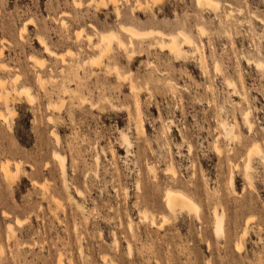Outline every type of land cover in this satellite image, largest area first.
<instances>
[{
	"label": "rangeland",
	"instance_id": "obj_1",
	"mask_svg": "<svg viewBox=\"0 0 264 264\" xmlns=\"http://www.w3.org/2000/svg\"><path fill=\"white\" fill-rule=\"evenodd\" d=\"M214 2L0 0V264H264V0Z\"/></svg>",
	"mask_w": 264,
	"mask_h": 264
},
{
	"label": "bare ground",
	"instance_id": "obj_2",
	"mask_svg": "<svg viewBox=\"0 0 264 264\" xmlns=\"http://www.w3.org/2000/svg\"><path fill=\"white\" fill-rule=\"evenodd\" d=\"M197 2H200V3H203V4H206V5H208V6H212V5H215V4H217L218 5V3L216 2H214V0H197ZM202 5V4H201ZM117 13V12H116ZM126 27H124L123 29H125ZM126 30V29H125ZM132 34H137V33H139V32H137V31H135V30H133V29H128ZM128 30H127V32H128ZM157 32V31H156ZM112 33H114V32H112ZM150 33V32H149ZM170 33V32H169ZM169 33H167L168 34V36L170 35ZM172 33V32H171ZM176 33V32H175ZM115 34V33H114ZM131 34V35H132ZM142 35H144L143 33H141ZM153 34H154V32H153ZM79 35V34H78ZM106 35V34H105ZM139 35V34H138ZM162 35V34H161ZM172 35H175L174 34V32L172 33ZM186 35V34H185ZM80 36V35H79ZM103 36H104V33H103ZM103 36H101V39L103 38L104 39V37ZM136 36V35H135ZM182 36V35H181ZM189 36V35H188ZM170 37V36H169ZM184 38H185V40L187 39V41L190 39V38H188L187 36H183ZM191 37V36H190ZM89 38V37H88ZM161 38V37H160ZM107 40V39H106ZM104 41V40H103ZM158 41H160V40H158ZM163 41H164V39H163ZM191 41V40H190ZM106 42V41H105ZM109 42V41H108ZM99 43V42H98ZM121 43V42H120ZM165 43V42H164ZM189 43V42H188ZM169 44H171V47L169 46ZM169 44L167 45L168 47H169V50H170V48H173V52H175L176 53V56H177V54H178V52H176L177 51V49H176V46H175V36H173L172 37V41H171V43L169 42ZM178 44V43H177ZM187 44V43H186ZM166 45V44H165ZM106 46V45H105ZM163 47V46H162ZM167 47V48H168ZM181 47V46H180ZM104 48V47H103ZM101 49V48H100ZM180 49V48H179ZM106 50V49H105ZM104 50V51H105ZM104 51H102V52H104ZM108 51V50H107ZM171 51H172V49H171ZM170 52V51H169ZM173 55H174V53H173ZM61 58H62V56H61ZM259 64V63H258ZM24 91V90H23ZM26 95H27V93H26ZM6 96V95H5ZM247 121V120H246ZM251 125V124H250ZM228 130H230L229 128H228ZM227 132V131H226ZM225 132V133H226ZM230 132V131H229ZM257 147V146H256ZM256 147H254V148H256ZM253 148V147H252ZM257 150H259L258 149V147L256 148ZM256 151V150H255ZM251 152V151H250ZM257 154H258V152H257ZM262 154V153H261ZM7 162V161H6ZM247 162V161H246ZM245 162V163H246ZM245 165H247V163L246 164H244V167L246 168V166ZM3 169H5V168H3ZM2 171H4V170H2ZM7 171V170H6ZM4 173V172H3ZM230 180V179H229ZM188 197V196H187ZM166 203H167V205L168 206H172L173 205V203H186V205H191V204H193V202H191L188 198H186L182 193H180V192H177V191H173V190H168L167 191V193H166ZM168 206H167V208H168ZM175 207V206H174ZM178 207V206H177ZM197 207V206H196ZM180 209V208H179ZM196 209H198V208H195V210ZM197 211V210H196ZM215 211V210H214ZM216 212V211H215ZM214 212V213H215ZM143 213V212H142ZM221 218L222 217H220V219H218L216 222H217V224L216 225H214V226H217V227H215V229L217 230V231H219V229H221ZM251 218V217H250ZM216 230H215V232H216Z\"/></svg>",
	"mask_w": 264,
	"mask_h": 264
}]
</instances>
